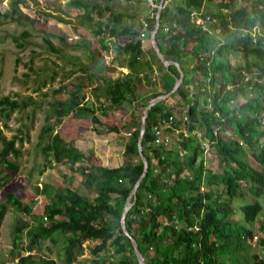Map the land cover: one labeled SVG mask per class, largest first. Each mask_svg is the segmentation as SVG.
<instances>
[{"label":"trees","instance_id":"1","mask_svg":"<svg viewBox=\"0 0 264 264\" xmlns=\"http://www.w3.org/2000/svg\"><path fill=\"white\" fill-rule=\"evenodd\" d=\"M22 1L11 0L10 10L0 16L31 22L18 7ZM164 1L156 41L165 57L179 64L183 81L148 113L142 139L148 170L126 214V228L146 264H264V220L259 219L264 203L258 200H264V0H242L238 6L235 0ZM69 4L81 11L82 22L94 36H101L104 46L110 44L128 56L126 74L99 76L102 84L95 91L103 92V115H111L125 103L138 105L143 100L145 107L149 99L172 89L174 77L179 76L177 68L166 69L151 46L148 52L142 49L141 38L153 27L156 10L142 17L116 10L107 0H69ZM193 10L211 18L209 32L192 20ZM28 35L23 31L13 41L23 47L25 43L19 39ZM89 45L88 40H79L73 46L89 51ZM232 52L242 53L244 64L233 65ZM147 53L149 58L141 59ZM95 63L98 70L107 68L98 60ZM154 67L157 75L153 79ZM253 72L256 76L245 81ZM96 75L78 76L77 83L55 90H65L68 96L48 103L38 136L45 166L68 164L72 172L82 175L81 186L87 192L56 185L49 194L45 186L38 191L48 195L40 215L16 191L9 192L0 204V225L9 205L30 216V221L18 220L14 226L8 264H58L41 255L45 241L51 243L46 246L48 251L51 246L56 248L62 264H137L119 220L143 169L137 149L139 125H133V117L124 160L110 168L81 151L71 137L74 130L63 123L65 118L88 120L103 127L94 128L98 134L120 132L122 125L103 124L93 102L85 101L86 81ZM148 86L152 88L148 90ZM26 105L8 95L0 98V111L7 118ZM156 130L168 134L169 142L157 144ZM175 130L176 135L172 134ZM226 132L228 137L222 135ZM16 139H6L0 131V166L8 167L7 177L18 169L7 159L10 153L20 155ZM206 140L215 141L210 154L217 155L221 173L206 166ZM6 182L1 180L0 188ZM232 211L241 218L231 220ZM235 224L240 226L233 228ZM87 241L96 242L90 249L91 260L78 262ZM254 248L259 250L253 252ZM112 254L121 257L114 260Z\"/></svg>","mask_w":264,"mask_h":264},{"label":"rangeland","instance_id":"2","mask_svg":"<svg viewBox=\"0 0 264 264\" xmlns=\"http://www.w3.org/2000/svg\"><path fill=\"white\" fill-rule=\"evenodd\" d=\"M103 1L95 0L99 3ZM107 1L116 10L136 12L143 17L151 13L145 0ZM10 2L11 0H0V13L10 10ZM242 3V0L240 3L235 0L237 6ZM18 7L32 21L28 22L17 16L16 20L0 16V98L8 95L20 102H26L27 105L24 109L13 112L8 118L0 111L2 136L6 139L15 136L17 138L15 146L20 150L18 157L11 153L7 156L8 160L18 165L16 172L10 173L7 177L8 167L0 166V181L7 180L0 188V204L6 201L9 192L16 191L21 201L31 205L33 213L40 215L48 195H39L38 191L45 186L49 194L54 192L56 185L71 186L78 188L80 192H87L81 186L83 177L79 172H72L68 164L46 167L38 149V136L45 123L48 103L53 99H66L68 96L65 90L60 93H56L55 90L64 85L77 83L78 76L91 72L97 74L86 81L83 91L85 101L93 102L96 106V116L103 124L122 125L120 132L98 134L94 128L102 130L103 127L93 125L88 120L75 121L72 118H65L63 123L66 122V125L74 130L71 137L78 148L85 154H92L94 160L103 166L123 162L124 144L129 137L132 118L134 117L133 125L140 126L144 107L141 104L142 100L138 101V105L125 103L109 116L103 115L100 111L103 92L95 91V88L102 84L99 76L115 78L125 73L126 70H122V64L126 62L125 53L120 54L121 52L113 50L108 44L104 46L101 36H94L88 24L82 22L81 11L71 7L69 0H23ZM58 18L68 22H61ZM23 31H27L29 35L19 39V42L25 44L18 47L13 37L19 36ZM79 40L90 42L89 51L73 46ZM48 41L51 46L48 45ZM124 41L125 39L121 40L123 43ZM93 52H96V55L93 56ZM229 57L235 66L244 64L246 60L239 52H232ZM96 60L101 66L105 63L107 68L98 70L95 67ZM151 88L152 86L147 87L148 90ZM222 135L228 137L229 132ZM206 163V166L209 165L216 173L223 170L215 153L206 156ZM251 164L257 166L252 159ZM258 200L264 203L263 199ZM232 212L231 220H235L237 216L238 219L241 218L240 213L236 216V212ZM260 217L264 220V213L260 214L259 219ZM22 219L30 221V216L18 213L9 205L0 225V264H8L12 260L10 253L12 233L17 221ZM236 226L238 228L240 225L235 224L233 228ZM50 244L49 241L43 243L41 255L44 254V257L62 264L55 247L51 246L52 251L46 249ZM90 249L91 246L83 244V251L77 256L78 262L88 263V260H91ZM258 250L259 248H254L252 251Z\"/></svg>","mask_w":264,"mask_h":264},{"label":"water","instance_id":"3","mask_svg":"<svg viewBox=\"0 0 264 264\" xmlns=\"http://www.w3.org/2000/svg\"><path fill=\"white\" fill-rule=\"evenodd\" d=\"M164 3H165L164 0H160L159 8L156 10V13H155L154 25L149 32V42H150V45H151L152 49L154 50L157 58L162 63V65L166 69H168L171 65H174L179 72V76L174 77L175 82H174L172 89L169 92H167L165 94L157 95V96L149 99L148 103L144 107V110L142 112L141 119H140L139 135L137 138V149H138L139 157L142 161L143 169H142L140 176L138 177V179L136 180V182L132 186L128 196L125 199V202H124L123 208L121 210V214H120V220H119L122 233L127 238H129V240H130V244L132 246L133 253H134V256L136 258L137 264H146V263H145L144 256H143L141 250L139 249V246H138L136 239L132 237V235L128 232V230L126 228L125 218H126L127 212L129 211V209L134 204L137 189H138L139 185L141 184V181L143 180V178L146 176V173L148 170V160H147V158L144 155L143 150H142V139H143V135H144V132L146 129V119H147V116H148L150 109L154 105H156L157 103L161 102L162 100L167 99L172 93H174L177 90V88L181 85V83L183 81V71L180 68L179 64L176 61L167 59L165 57V55L163 54V52L161 51V49H160V47L156 41V33H157L159 26H160V11H161Z\"/></svg>","mask_w":264,"mask_h":264},{"label":"built area","instance_id":"4","mask_svg":"<svg viewBox=\"0 0 264 264\" xmlns=\"http://www.w3.org/2000/svg\"><path fill=\"white\" fill-rule=\"evenodd\" d=\"M241 0H238V2L240 3ZM146 2V5L151 9V10H157L159 8V4H160V0H145ZM191 17H192V20L198 24L203 30H207L208 32L210 31L209 28H208V22L211 20V18L209 16H206V17H203L201 15V12L197 11V10H193L192 13H191ZM251 76H256V72H253L252 74H248L245 76L244 80L245 81H248L249 78ZM258 81H260L258 79ZM184 120H186V117H184ZM263 123H264V120H263ZM217 132H218V129L215 128L213 134L214 136L217 135ZM177 131H173L172 134L176 135ZM130 135V133H128ZM156 134L158 135L157 138L155 139V142L157 144L159 143H163V144H166L167 142H169V135L166 134V133H162L161 131L159 130H156ZM186 135V134H184ZM215 141L214 140H206L205 142H203V152L204 154H207L209 155L210 154V151L212 150L213 148V145H214ZM256 239V237L254 238Z\"/></svg>","mask_w":264,"mask_h":264},{"label":"crops","instance_id":"5","mask_svg":"<svg viewBox=\"0 0 264 264\" xmlns=\"http://www.w3.org/2000/svg\"><path fill=\"white\" fill-rule=\"evenodd\" d=\"M150 9V8H149ZM151 10V9H150ZM140 16H142L143 17V15H140ZM125 42V41H124ZM121 44H123V42H121ZM141 44H142V49L144 50V51H146V52H148V49H149V47L151 46L150 45V42H149V34H147V35H143L142 36V38H141ZM108 45H110V44H108ZM111 46V48L114 50L115 48L114 47H112V45H110ZM117 51V50H116ZM120 54H122V52L120 53ZM124 56H125V58H126V61H127V58H128V56L126 55V54H124ZM149 54L147 53L145 56H144V58H141V59H148L149 58ZM113 67V66H112ZM155 68V71H154V73L151 75V76H153V79H154V77L157 75V70H156V67H154ZM122 70H126V72L125 73H122V74H126L127 72H128V69L126 68V62H124L123 64H122ZM76 146L78 147V145H77V143H76ZM121 163L122 162H119V164H116V165H112V166H107V167H110V168H114V167H117V166H119V165H121ZM233 214V213H232ZM231 214V215H232ZM86 244H88L89 246H91V248L93 247V245L96 243V242H85ZM121 257V255H119V254H117V255H111V258H113L114 260H118L119 258Z\"/></svg>","mask_w":264,"mask_h":264}]
</instances>
